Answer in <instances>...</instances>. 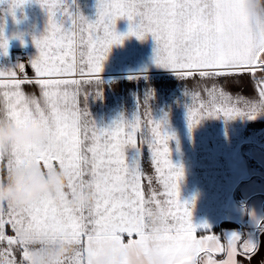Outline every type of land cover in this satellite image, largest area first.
Segmentation results:
<instances>
[{"label": "snow or ice", "instance_id": "1", "mask_svg": "<svg viewBox=\"0 0 264 264\" xmlns=\"http://www.w3.org/2000/svg\"><path fill=\"white\" fill-rule=\"evenodd\" d=\"M29 2L33 0H7L14 20L15 9ZM34 2L45 11L47 25L43 34L32 38L38 53L28 65L33 76L28 77L26 65L19 63L15 70H0V88L8 89L0 97V123L6 120L17 129L24 124L43 127L47 139L0 146V167L11 171L28 163L48 173L59 169L66 173L67 182L60 205L45 196L23 207H0V264H31V245L65 239L78 247L58 264H90L86 257H100L108 241L119 245V264L250 261L259 246L251 236L233 231L225 234L226 243H221L219 236L208 231L205 233L211 234L196 235L189 204L179 197L184 172L170 159L168 142L174 137L165 131L166 117L155 120L149 111L146 134L138 98L131 119L121 118L100 128L89 118L87 108L81 111L77 107L79 88L74 92L69 88L99 84L103 62L114 45L131 36L144 40L151 35L154 62L181 80L197 75L219 79L247 74L256 84L255 100L233 96L215 85L204 89L206 100L199 92L185 89L190 130L205 117L255 119L264 113V78L256 80V73L264 72V8L250 12L247 0H97L96 19L90 21L75 7V0ZM121 18L129 22L126 33L116 30ZM6 49L7 39L0 30V51L6 55ZM17 69L23 78L17 77ZM75 75L95 79H66ZM25 84L36 87L39 97L26 95L22 91ZM95 95H100L99 89ZM151 97V90L143 97L148 109ZM144 145L155 180L163 188L157 192L152 176H148L147 198L141 183ZM126 148L136 152L131 163L126 160ZM86 190L93 196L89 204L71 207L65 202ZM181 202L182 214L173 210L174 206L179 209ZM153 211L165 221L163 229L146 227L145 220ZM257 229L264 234V223L257 222ZM217 254L226 258L217 262Z\"/></svg>", "mask_w": 264, "mask_h": 264}, {"label": "crops", "instance_id": "2", "mask_svg": "<svg viewBox=\"0 0 264 264\" xmlns=\"http://www.w3.org/2000/svg\"><path fill=\"white\" fill-rule=\"evenodd\" d=\"M68 2L71 3V0ZM6 3L7 0L5 3H0V30L3 32V37L7 39V54L0 51V70H15L19 63L16 54L25 52L27 54L26 62L22 64L26 65L27 76L32 77L33 71L28 65L31 59L38 54L32 43V38L39 37L44 33L47 15L33 0V2L24 4L22 8L15 9L14 20L8 12ZM96 4L97 0H75V7L90 21L96 19ZM128 23L126 18L117 20L116 30L119 33H126ZM154 48L155 42L151 35H148L144 40H138L135 36L126 38L121 45H114L108 53L107 59L103 62V70L99 73V84L93 82L82 83L79 86L72 85L69 91L74 92L79 88L75 98L77 107L81 111L87 108L89 118L100 128L109 127L121 118L131 119L132 114L136 111L138 98L139 115L146 134H148L149 111L155 120L159 121L166 117L165 131L174 137L168 142L170 159L173 164L181 166L184 172L183 179L179 183V197L181 201L188 202L192 212L191 220L192 218L201 220L200 223L192 220L193 225L198 228L202 224H207L209 227L206 231L214 232H218L220 228L222 230L221 223L229 220L238 226L239 222L236 217L217 215L221 214L224 206L222 190L227 183L230 169L232 180L237 185L232 198L238 199L241 184L249 178V175L244 176V174L250 171V166H252L250 156L254 154L256 148L260 150L259 157L261 159L259 161H261L260 164L264 170V113L257 114L255 119L236 117L225 120L222 116L205 117L190 130L186 107L188 101L184 92L185 89L189 92H199L201 99L206 100L208 97L204 89L215 85L222 87L225 92L233 96L239 94L255 100L258 98L256 84L247 74L219 79H201L197 75L181 80L170 69L158 66L154 62ZM156 76H170V80L167 81V85L166 82L157 83L159 78H153ZM17 77L23 78L18 69ZM152 78L157 84L155 91L149 87ZM261 78H264V72L258 71L256 80ZM66 79L84 81L95 78L75 75L66 77ZM98 89L100 95L96 96L95 93ZM149 90L152 92V97L149 100L150 109L146 108L143 101V97ZM5 91L8 89L0 88V97ZM22 91L26 95L34 94L37 97L40 95L39 90L29 84H25ZM86 95L88 96L87 101L85 100ZM192 103L197 102L193 101ZM11 126L13 127L12 124ZM125 156L126 160L131 163L136 157L135 149L126 148ZM149 161L150 155L147 146L144 145L142 172L145 176L141 183L146 198L149 196L148 176H152V187L157 192L163 191L162 186L155 180L154 169ZM29 166L34 165L29 164ZM50 174L46 172V175ZM173 210L182 214V202L179 209L174 206ZM8 235H12L10 230ZM220 235L223 241L222 233ZM126 239L127 237H125ZM56 243H42L40 250L43 251L44 247L55 246ZM109 246L114 253L111 257L108 256ZM117 255L122 258L119 245L114 241H108L104 244L102 255L98 258L89 256V261L90 264H119L121 258L118 259ZM16 256L19 259V252L16 253ZM237 259L241 260L242 258L238 256ZM58 262L56 261L54 264H58ZM245 264H264V247L259 255L255 254Z\"/></svg>", "mask_w": 264, "mask_h": 264}, {"label": "clouds", "instance_id": "3", "mask_svg": "<svg viewBox=\"0 0 264 264\" xmlns=\"http://www.w3.org/2000/svg\"><path fill=\"white\" fill-rule=\"evenodd\" d=\"M247 8L250 12H257L264 8V0H247ZM35 138L36 141L47 139L43 127L33 129L31 124H25L20 129H14L6 120L0 123V146L8 144H20L29 139ZM67 182V175L59 169H54L50 175L39 166H29L24 163L11 171L0 167V207L6 205L27 206L47 196L52 204L60 205L64 186ZM93 199L89 191L77 194L74 198L65 201L71 207H78L89 204ZM148 229H163L165 221L158 213L153 211L152 215L145 220ZM32 260L31 264H54L61 261L65 256L77 250V245L69 240H61L55 246L44 247L41 245H31ZM111 246L108 247V256H113ZM117 258H121L117 255ZM90 259V257H86Z\"/></svg>", "mask_w": 264, "mask_h": 264}, {"label": "rangeland", "instance_id": "4", "mask_svg": "<svg viewBox=\"0 0 264 264\" xmlns=\"http://www.w3.org/2000/svg\"><path fill=\"white\" fill-rule=\"evenodd\" d=\"M153 78H159L157 79V83L166 82V85H167V81L170 80V76H159V77L156 76ZM153 78L152 81L150 82L149 87L154 90L155 85L157 84H155L156 81ZM140 84H142V82H140ZM259 153L260 150L256 148L254 154L250 156L252 166H250V171L244 174V176L249 175V178L244 183L241 184L242 187L240 186L241 190H240V194L238 195V199L232 198L234 190L236 189L237 185L235 184L234 180H232V174L230 173V169L227 175V183L222 190V194L224 196V206L223 209L221 210V214H217V215L218 216L223 215L224 217L225 216L236 217L238 219L237 222L239 223L237 222L235 223H237L238 226L228 229L226 227H223V229L221 230L220 228L218 232L208 231L219 237H221L220 234L222 233L223 241L221 240V243H226L224 239V235L227 233H231L233 231L240 233L245 237L247 236L253 237L258 241L259 246H258V250L251 257H253L255 254L259 255V253L264 247L263 234L260 233L257 229V222L264 223V170L262 168V165L260 164L261 161H259L261 159V157H259L260 156ZM192 220L195 219L192 218ZM195 221H197V223L201 222V220H195ZM206 230L207 229H202L198 227L196 235L200 237L206 234H211V233H205ZM225 258L226 256L224 254H217L214 257V259H216L217 262L222 261Z\"/></svg>", "mask_w": 264, "mask_h": 264}, {"label": "built area", "instance_id": "5", "mask_svg": "<svg viewBox=\"0 0 264 264\" xmlns=\"http://www.w3.org/2000/svg\"><path fill=\"white\" fill-rule=\"evenodd\" d=\"M17 60L20 64L26 62L27 54L25 52H19L16 54Z\"/></svg>", "mask_w": 264, "mask_h": 264}, {"label": "trees", "instance_id": "6", "mask_svg": "<svg viewBox=\"0 0 264 264\" xmlns=\"http://www.w3.org/2000/svg\"><path fill=\"white\" fill-rule=\"evenodd\" d=\"M236 225L234 224V223H232V222H229V221H226V222H222L221 223V227L223 228V227H235Z\"/></svg>", "mask_w": 264, "mask_h": 264}]
</instances>
